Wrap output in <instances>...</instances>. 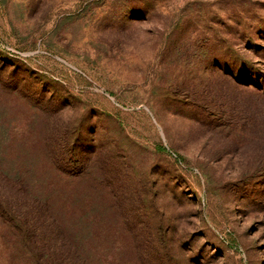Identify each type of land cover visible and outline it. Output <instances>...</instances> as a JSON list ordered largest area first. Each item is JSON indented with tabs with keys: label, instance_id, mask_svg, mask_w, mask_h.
Returning <instances> with one entry per match:
<instances>
[{
	"label": "rangeland",
	"instance_id": "rangeland-1",
	"mask_svg": "<svg viewBox=\"0 0 264 264\" xmlns=\"http://www.w3.org/2000/svg\"><path fill=\"white\" fill-rule=\"evenodd\" d=\"M263 112L264 0H0V150L104 180L102 264H264Z\"/></svg>",
	"mask_w": 264,
	"mask_h": 264
},
{
	"label": "trees",
	"instance_id": "trees-1",
	"mask_svg": "<svg viewBox=\"0 0 264 264\" xmlns=\"http://www.w3.org/2000/svg\"><path fill=\"white\" fill-rule=\"evenodd\" d=\"M256 126L263 139L264 117L263 122L260 123L259 120ZM13 151L11 158L8 151L0 150V232L7 235V241L15 248L13 258H19L25 264H102L99 253L95 252L92 245L90 225L92 222L96 223L101 215V210L93 207L94 199L110 197L111 202H116L115 194L110 191L107 193L108 185H105L103 179L90 183L86 186L87 195L81 198L83 200H77L74 198L77 178L79 180L80 177L89 176V173L86 174L80 168L77 171L67 154L57 150H42L41 156L51 164L50 172L46 173L44 169V174L34 166L33 161H29L26 154L20 155L25 150H19L20 154L17 150ZM46 175L51 178L47 179ZM91 191L95 196H90ZM85 197L89 204L84 201ZM118 198L121 199L119 196ZM75 202L79 207L82 204L87 210L86 214L90 215L87 225L82 222V217H77L76 212L80 208L75 207ZM115 205V210L120 211L125 204L120 200ZM71 206L75 208L72 209ZM129 206L126 205L123 211H132ZM97 223H101V220ZM128 224L130 223L125 221L122 223L125 226ZM127 232L135 240V233ZM141 234L144 236L141 250L145 254L143 258L141 253V257H152L154 262L148 261L149 264H157L158 258L165 255L150 244L149 232ZM102 235L101 233V237ZM169 240L172 242L173 237ZM131 246L132 241L125 249L128 250ZM121 250L114 257L115 261H122V256H126Z\"/></svg>",
	"mask_w": 264,
	"mask_h": 264
}]
</instances>
